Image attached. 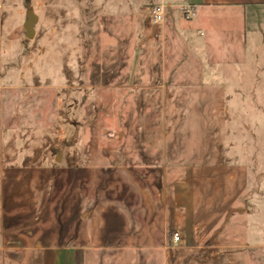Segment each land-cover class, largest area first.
Instances as JSON below:
<instances>
[{"label": "rangeland", "instance_id": "1", "mask_svg": "<svg viewBox=\"0 0 264 264\" xmlns=\"http://www.w3.org/2000/svg\"><path fill=\"white\" fill-rule=\"evenodd\" d=\"M190 11L161 0H0V264H26L29 235L55 236L66 222L74 232L110 175L168 164L181 178L207 161L249 173L213 262L264 264V74L254 50L231 41L242 24L225 13L210 22L222 32L216 57L193 48L203 27Z\"/></svg>", "mask_w": 264, "mask_h": 264}, {"label": "crops", "instance_id": "2", "mask_svg": "<svg viewBox=\"0 0 264 264\" xmlns=\"http://www.w3.org/2000/svg\"><path fill=\"white\" fill-rule=\"evenodd\" d=\"M161 2L169 9L192 10L203 27L201 37L190 33L192 46H202L208 60L216 57L222 33L210 22L223 13L229 24L240 22L231 41L254 50V68L264 74V0ZM263 84L258 79L255 89ZM178 169L167 164L152 172L140 166L110 175L91 211L75 218L74 232L66 222L55 236L25 238L30 243L20 251L26 264H216L222 226L247 191L248 169L226 161L198 162L177 178ZM174 232L181 235L179 244Z\"/></svg>", "mask_w": 264, "mask_h": 264}, {"label": "built area", "instance_id": "3", "mask_svg": "<svg viewBox=\"0 0 264 264\" xmlns=\"http://www.w3.org/2000/svg\"><path fill=\"white\" fill-rule=\"evenodd\" d=\"M193 13L188 12V16L192 17ZM164 21V14L161 11H154L149 16V24L152 27L160 26ZM173 242L179 244L181 242V235L178 232H174L172 235Z\"/></svg>", "mask_w": 264, "mask_h": 264}, {"label": "water", "instance_id": "4", "mask_svg": "<svg viewBox=\"0 0 264 264\" xmlns=\"http://www.w3.org/2000/svg\"><path fill=\"white\" fill-rule=\"evenodd\" d=\"M25 29H26V37H27V39H32L33 36H34V22L33 21H29L25 25Z\"/></svg>", "mask_w": 264, "mask_h": 264}]
</instances>
